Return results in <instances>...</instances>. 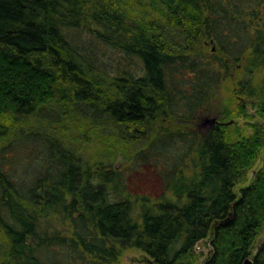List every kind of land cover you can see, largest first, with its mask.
Returning <instances> with one entry per match:
<instances>
[{"label":"trees","instance_id":"obj_1","mask_svg":"<svg viewBox=\"0 0 264 264\" xmlns=\"http://www.w3.org/2000/svg\"><path fill=\"white\" fill-rule=\"evenodd\" d=\"M128 248L264 264V0H0V264Z\"/></svg>","mask_w":264,"mask_h":264},{"label":"rangeland","instance_id":"obj_2","mask_svg":"<svg viewBox=\"0 0 264 264\" xmlns=\"http://www.w3.org/2000/svg\"><path fill=\"white\" fill-rule=\"evenodd\" d=\"M249 112H253V109L249 107ZM210 117V116H209ZM209 117H207L205 120H203L202 125L206 127L209 123ZM209 118V119H208ZM238 122L242 124L243 118L239 117L237 118ZM251 175V173H250ZM146 181V180H144ZM195 252L198 254V263L201 262L204 257L209 253L210 248L206 240L199 241L197 245L195 246ZM144 254L138 249L134 248H128L124 251V253L119 258V264H135L138 263L139 260L143 258Z\"/></svg>","mask_w":264,"mask_h":264},{"label":"water","instance_id":"obj_3","mask_svg":"<svg viewBox=\"0 0 264 264\" xmlns=\"http://www.w3.org/2000/svg\"><path fill=\"white\" fill-rule=\"evenodd\" d=\"M209 122L213 123L215 121V118H212L210 120H208ZM243 264H251V259L246 258L243 262Z\"/></svg>","mask_w":264,"mask_h":264}]
</instances>
